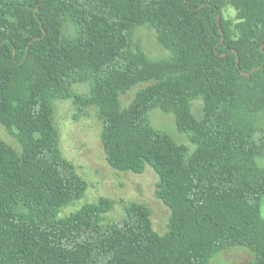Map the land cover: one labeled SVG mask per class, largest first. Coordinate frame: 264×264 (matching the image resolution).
I'll list each match as a JSON object with an SVG mask.
<instances>
[{
    "label": "trees",
    "instance_id": "obj_1",
    "mask_svg": "<svg viewBox=\"0 0 264 264\" xmlns=\"http://www.w3.org/2000/svg\"><path fill=\"white\" fill-rule=\"evenodd\" d=\"M139 27L166 57L146 54ZM67 99L97 108L112 168L157 173L164 233L138 202L102 221L104 196L58 216L88 188L59 145ZM154 108L189 144L151 124ZM263 113L264 0H0V124L21 147L0 139V264H210L229 247L264 264Z\"/></svg>",
    "mask_w": 264,
    "mask_h": 264
},
{
    "label": "rangeland",
    "instance_id": "obj_2",
    "mask_svg": "<svg viewBox=\"0 0 264 264\" xmlns=\"http://www.w3.org/2000/svg\"><path fill=\"white\" fill-rule=\"evenodd\" d=\"M227 16H233L231 9L225 10ZM148 56L154 59L166 57L165 51L157 42L154 30L139 27L134 34ZM146 83H139L127 92L120 94L122 107L127 106L136 91ZM74 91L78 96L87 93V84H77ZM55 122L59 129V145L61 151L76 167L77 172L87 181L88 188L81 198L63 206L58 216L69 214L85 202H95L100 196L107 197L113 203L112 209L103 213L102 221H121L125 217V206L129 202H138L147 206L151 212L153 228L162 234L167 230L170 209L156 196L158 175L146 164L142 173L119 171L112 168L105 159L100 141L101 119L95 106L84 107L75 99L55 100ZM192 112L199 118L202 114V101H192ZM151 124L158 129L170 133L178 142L189 144L185 135L176 130L174 117L158 108L149 111ZM261 131L257 139L264 141V113L260 117ZM0 139L11 144L16 150L21 147L18 141L0 124ZM264 166V154L257 159ZM253 259L251 251L244 247H229L217 252L210 264H249Z\"/></svg>",
    "mask_w": 264,
    "mask_h": 264
}]
</instances>
